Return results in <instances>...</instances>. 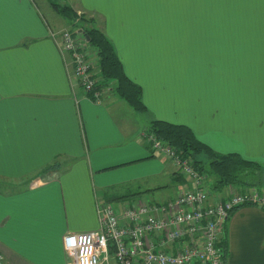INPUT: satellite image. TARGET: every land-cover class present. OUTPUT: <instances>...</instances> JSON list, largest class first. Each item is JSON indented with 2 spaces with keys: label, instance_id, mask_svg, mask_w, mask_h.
I'll list each match as a JSON object with an SVG mask.
<instances>
[{
  "label": "crops",
  "instance_id": "crops-1",
  "mask_svg": "<svg viewBox=\"0 0 264 264\" xmlns=\"http://www.w3.org/2000/svg\"><path fill=\"white\" fill-rule=\"evenodd\" d=\"M61 2L93 18L111 40L147 109L134 110L110 89L98 101L84 92L60 50L61 33L72 26L48 0H0V264H67L64 236L97 229L99 202L114 201L120 210L138 199L173 198L145 197L164 188L160 180L169 173L183 183L174 164L143 140L154 119L187 125L215 151L237 144L246 159L264 160V0ZM168 18L180 28L165 26ZM177 31L188 43L167 49L174 41L168 32ZM219 46L223 91L211 93L208 105L204 99L198 113L192 107L198 70L192 58H179ZM166 50L177 51L175 60L163 58ZM164 63L174 64L177 77L165 69L154 90L146 86L137 68ZM143 180L144 187L130 189ZM120 187L126 189L119 193ZM228 193L210 191L214 199ZM221 240L226 264H264V209L232 211ZM103 264L118 263L110 253Z\"/></svg>",
  "mask_w": 264,
  "mask_h": 264
},
{
  "label": "built area",
  "instance_id": "built-area-1",
  "mask_svg": "<svg viewBox=\"0 0 264 264\" xmlns=\"http://www.w3.org/2000/svg\"><path fill=\"white\" fill-rule=\"evenodd\" d=\"M59 44L68 57L71 75L98 101L106 89L96 88V60L87 53L85 36L67 29ZM142 137L155 153L174 164L175 173L184 179L181 188L161 203L138 199L115 210L109 203L99 202L97 229L64 236L67 264L107 263L110 250L118 264H226V249L219 244L224 222L243 206L264 209V188L228 185V195L214 199L205 174L191 157L181 156L148 130Z\"/></svg>",
  "mask_w": 264,
  "mask_h": 264
},
{
  "label": "trees",
  "instance_id": "trees-1",
  "mask_svg": "<svg viewBox=\"0 0 264 264\" xmlns=\"http://www.w3.org/2000/svg\"><path fill=\"white\" fill-rule=\"evenodd\" d=\"M48 2L56 12L68 20L72 31L88 37L87 53L94 54L95 68L98 71L96 88L110 89L134 110L145 111L147 108L143 102L141 86L125 74L113 43L94 25L93 18L75 12L71 6L62 3L61 0H48ZM146 129L159 140L169 143L181 156L191 157L193 165L205 174L211 192L219 193L228 185L264 188L262 162L246 159L236 152H217L199 140L193 130L185 124L154 119ZM180 179L184 181L182 177ZM219 244L223 248L226 247L225 241L221 238Z\"/></svg>",
  "mask_w": 264,
  "mask_h": 264
},
{
  "label": "rangeland",
  "instance_id": "rangeland-1",
  "mask_svg": "<svg viewBox=\"0 0 264 264\" xmlns=\"http://www.w3.org/2000/svg\"><path fill=\"white\" fill-rule=\"evenodd\" d=\"M165 26L171 28V29H175L176 27L179 29L181 24L179 22H176L174 19L168 18L165 21ZM168 29V28H167ZM170 30V29H168ZM168 38L171 40H174L172 42H170L167 45V49H170L171 46H174L176 44H183L184 46L188 43V40L185 39L184 37H182L179 33V31L177 32H168ZM216 51H212L210 52V54H208L207 51H199L196 50L194 51V54L192 55V57H183V54L180 56L179 60H183L185 58H192L194 64H195V70L197 69L198 72L195 73L196 76V82L194 84V92L197 94L198 98H200L198 100L195 101V103L192 104V107L198 112H201V109H203V101L204 99L206 100V103L208 105V97L211 93H216L219 94L223 91V87H224V82H225V77H224V50H223V46H219L217 49H215ZM175 52H177L176 50H166V52H162L163 54V58L164 59H168V61L171 60H175ZM163 61V59H162ZM164 62V61H163ZM206 64L211 65V67H208ZM174 66V64H170L166 67L165 63L163 66H148V67H143V68H137V70L144 76H141L143 79L142 81L144 82V84H146V86H151L154 90V87L156 86V82L159 80L158 76H162V74H165V69L168 70L169 75L173 74L172 78L177 77V74L171 71V67ZM158 67V68H157ZM134 70V69H133ZM164 70V72H163ZM184 71V70H182ZM185 74V71H184ZM180 77H182V75H180ZM154 86H152V84H154ZM170 84V83H168ZM181 89L186 88L181 87ZM157 91V90H155ZM177 96V93H176ZM151 109L153 110V104H151ZM250 109V113L253 112V108L250 106H247ZM209 110H207L205 112V119L207 120V112ZM150 112V111H149ZM144 116L145 115H141ZM207 125H203L199 130H196L197 133H201L200 131L202 129L206 130ZM147 130V129H146ZM195 134V133H194ZM204 136V134H202ZM198 138V136H196ZM199 139V138H198ZM222 150H217L220 152H236V151H240L243 152L245 151L244 147H240V145L237 144H230L229 146H227L226 148H221ZM258 149V148H256ZM253 150H255V147H253ZM241 154V153H240ZM158 157L162 156L160 154H157ZM258 154H253V158L255 159V157ZM243 156V154H242ZM163 157V156H162ZM160 157V158H162ZM245 157V156H244ZM164 158V157H163ZM204 158V157H203ZM246 158V157H245ZM249 159V158H247ZM251 160V159H250ZM253 161H259V159H255ZM169 162L171 163V161L169 160ZM264 165V160L261 161ZM207 164V163H206ZM162 181L160 180V183H166V186L164 188H162L161 190L157 189L154 190L153 195H150L149 193H146L147 195H145L146 198H154V199H159V200H165L167 199V197H171V196H175L176 192L178 191V189L181 188V184H175L172 181V176L169 173V175L167 177L162 176ZM152 183L157 182L159 180H157V178H152ZM149 181V180H148ZM141 182H145V180L143 181H132L131 184L134 186L132 187L130 185V189L133 190H137L138 187H144V184H142ZM117 192L122 193L126 188L125 187H120V188H116ZM116 189H113L114 191H116ZM142 189V188H141ZM222 192V191H221ZM152 193V192H151ZM220 193V192H219ZM218 193V194H219ZM110 205L113 207V209L117 210L120 206V204H117L116 202H111Z\"/></svg>",
  "mask_w": 264,
  "mask_h": 264
},
{
  "label": "snow or ice",
  "instance_id": "snow-or-ice-1",
  "mask_svg": "<svg viewBox=\"0 0 264 264\" xmlns=\"http://www.w3.org/2000/svg\"><path fill=\"white\" fill-rule=\"evenodd\" d=\"M2 24H3V20L2 18H0V26H2Z\"/></svg>",
  "mask_w": 264,
  "mask_h": 264
},
{
  "label": "water",
  "instance_id": "water-1",
  "mask_svg": "<svg viewBox=\"0 0 264 264\" xmlns=\"http://www.w3.org/2000/svg\"><path fill=\"white\" fill-rule=\"evenodd\" d=\"M85 38L88 40V37L85 36Z\"/></svg>",
  "mask_w": 264,
  "mask_h": 264
}]
</instances>
